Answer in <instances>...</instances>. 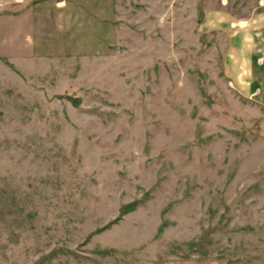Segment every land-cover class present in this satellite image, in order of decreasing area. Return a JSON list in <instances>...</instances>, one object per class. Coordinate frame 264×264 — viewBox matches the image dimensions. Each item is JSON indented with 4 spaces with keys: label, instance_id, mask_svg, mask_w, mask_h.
I'll return each instance as SVG.
<instances>
[{
    "label": "rangeland",
    "instance_id": "374dc122",
    "mask_svg": "<svg viewBox=\"0 0 264 264\" xmlns=\"http://www.w3.org/2000/svg\"><path fill=\"white\" fill-rule=\"evenodd\" d=\"M239 1L122 0L100 57L0 33V264H264V54L227 30Z\"/></svg>",
    "mask_w": 264,
    "mask_h": 264
},
{
    "label": "crops",
    "instance_id": "0c3cea01",
    "mask_svg": "<svg viewBox=\"0 0 264 264\" xmlns=\"http://www.w3.org/2000/svg\"><path fill=\"white\" fill-rule=\"evenodd\" d=\"M243 2V0H240ZM239 1V2H240ZM122 0H0V33L20 47L58 51L36 52L39 56L100 57L111 52L115 33L125 30L129 16L122 13ZM252 4L249 24L227 22L231 36L250 31L255 50L264 51V0H244ZM223 13L243 10L238 0H218ZM226 14V13H225ZM217 15H221L218 13ZM235 15V14H234ZM217 17V16H216ZM219 22L223 18L217 17ZM237 20V19H236ZM53 43V44H52ZM62 49V50H61ZM34 54V53H32Z\"/></svg>",
    "mask_w": 264,
    "mask_h": 264
}]
</instances>
